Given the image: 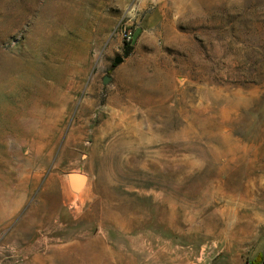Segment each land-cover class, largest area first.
<instances>
[{
  "label": "rangeland",
  "instance_id": "obj_1",
  "mask_svg": "<svg viewBox=\"0 0 264 264\" xmlns=\"http://www.w3.org/2000/svg\"><path fill=\"white\" fill-rule=\"evenodd\" d=\"M0 264H264V0H0Z\"/></svg>",
  "mask_w": 264,
  "mask_h": 264
},
{
  "label": "water",
  "instance_id": "obj_2",
  "mask_svg": "<svg viewBox=\"0 0 264 264\" xmlns=\"http://www.w3.org/2000/svg\"><path fill=\"white\" fill-rule=\"evenodd\" d=\"M121 60H122V57H120V56H117V57H115V59H114L115 63H119V62H121ZM107 81H108V77L105 76V77L103 78V83H107ZM74 175H81V176L83 177V181H82V182H81V181H80V182H76V181L74 180ZM84 182H85V177H84L82 174H79V173H70V183H71V186H72L74 189H79V188H81Z\"/></svg>",
  "mask_w": 264,
  "mask_h": 264
},
{
  "label": "built area",
  "instance_id": "obj_3",
  "mask_svg": "<svg viewBox=\"0 0 264 264\" xmlns=\"http://www.w3.org/2000/svg\"><path fill=\"white\" fill-rule=\"evenodd\" d=\"M123 36H124L125 41L128 42L132 38V32L129 29H127L123 32Z\"/></svg>",
  "mask_w": 264,
  "mask_h": 264
},
{
  "label": "trees",
  "instance_id": "obj_4",
  "mask_svg": "<svg viewBox=\"0 0 264 264\" xmlns=\"http://www.w3.org/2000/svg\"><path fill=\"white\" fill-rule=\"evenodd\" d=\"M128 51H129V45H128V43H125V47H124L125 54H127Z\"/></svg>",
  "mask_w": 264,
  "mask_h": 264
}]
</instances>
